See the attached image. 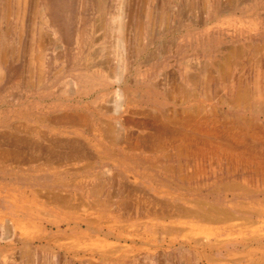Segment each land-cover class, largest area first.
I'll list each match as a JSON object with an SVG mask.
<instances>
[{
    "label": "rangeland",
    "instance_id": "374dc122",
    "mask_svg": "<svg viewBox=\"0 0 264 264\" xmlns=\"http://www.w3.org/2000/svg\"><path fill=\"white\" fill-rule=\"evenodd\" d=\"M0 44V264H264V0H0Z\"/></svg>",
    "mask_w": 264,
    "mask_h": 264
},
{
    "label": "bare ground",
    "instance_id": "6f19581e",
    "mask_svg": "<svg viewBox=\"0 0 264 264\" xmlns=\"http://www.w3.org/2000/svg\"><path fill=\"white\" fill-rule=\"evenodd\" d=\"M1 45V44H0ZM4 51V50H3ZM5 53V52H4ZM36 60V59H35ZM38 61V60H37ZM259 68V67H258ZM257 68V69H258ZM260 70V69H259ZM256 71V70H255ZM263 71V70H262ZM264 72V71H263ZM227 74V73H226ZM261 74V73H260ZM224 75H225V73H224ZM221 76V75H220ZM219 76V77H220ZM209 77V76H208ZM224 77V76H223ZM262 77V76H261ZM227 78V77H226ZM254 78H256V77H254ZM260 78V77H259ZM207 79H209V78H207ZM212 79V78H211ZM263 78H261V80H262ZM215 80V79H214ZM219 80V79H218ZM218 80H216V81H218ZM219 82V81H218ZM221 82V81H220ZM241 82V81H240ZM211 83V82H210ZM208 85H209V83H208ZM207 85V86H208ZM233 85V84H232ZM261 85V84H260ZM264 85V84H263ZM205 86V85H204ZM223 86H226V85H223ZM259 86V85H258ZM209 87V86H208ZM256 87V86H255ZM261 87V86H260ZM227 88V87H226ZM224 89V88H223ZM239 88L237 87V90H238ZM252 89H253V87H252ZM259 88H257L256 90H255V92H254V95H253V97L255 98V101L256 100H260L261 99V93H260V91L262 90H258ZM205 91L206 90H208V89H204ZM226 90V89H225ZM236 90V91H237ZM240 90V89H239ZM235 91V92H236ZM240 91H242V90H240ZM227 92V91H226ZM248 92V91H247ZM264 92V91H263ZM237 93V92H236ZM242 93V92H241ZM246 93V92H245ZM249 93V92H248ZM169 94V93H168ZM207 94V93H206ZM205 94V95H206ZM208 95V94H207ZM229 95V94H228ZM252 95V94H251ZM250 95V96H251ZM235 96V95H234ZM238 97H237V99H235L236 101H233L234 100V97H233V99H232V101L237 105H239V103L240 102H242V101H244V100H246L247 98H249V96L248 95H237ZM206 97V96H205ZM230 97V96H229ZM229 97H228V99H229ZM251 101H253V100H251ZM110 102V101H109ZM254 102V101H253ZM261 102V101H260ZM259 102V103H260ZM130 103V102H129ZM230 103V102H229ZM256 103V102H255ZM128 104V103H127ZM235 107H237V106H235ZM258 107V106H257ZM259 108H261V105H260V107ZM258 108V109H259ZM257 110V109H256ZM260 112H261V110H259ZM258 111V112H259ZM264 112V111H263ZM196 114H197V112H196ZM260 114H262V113H260ZM204 115V114H203ZM169 116V115H168ZM169 118H171V117H169ZM186 118V117H185ZM189 118V117H188ZM65 120V122H67V124L69 125V126H71V127H73V129L74 130H78L80 127L82 128V125L84 124H86V119L87 118H85L83 115H77V116H74V117H66V118H62V119H59V121H61V120ZM168 119V118H167ZM182 119V118H181ZM199 119V118H198ZM246 119V118H245ZM244 119V120H245ZM248 119V118H247ZM56 120V119H55ZM169 120H171V119H169ZM178 120H180V119H178ZM177 120V121H178ZM203 120V119H202ZM227 120V119H226ZM193 121V120H192ZM225 121V120H224ZM147 122V121H146ZM168 122V121H167ZM194 123L192 124V125H194V132L196 133L197 131H199V132H201L202 131V129H204L205 128V122H195V120L193 121ZM216 122V121H215ZM228 122V121H227ZM243 122V121H242ZM53 123H56V121H53ZM63 123V122H62ZM170 123V122H169ZM172 123H173V121H172ZM177 124H178V122H176ZM175 123V124H176ZM230 123V122H229ZM233 123H235L234 121H233ZM245 123L247 124V126L248 127H250V126H252V127H258V128H260L259 126V124L257 125V124H252L251 122H249L248 120H246L245 121ZM244 123V124H245ZM255 123H257V122H255ZM88 124V123H87ZM127 124V123H126ZM129 124V123H128ZM143 124H144V122H143ZM161 124V123H160ZM208 124V123H207ZM212 124V123H211ZM210 124V125H211ZM224 124H226V122L224 123ZM169 125V126H168ZM168 125H166V126H163L162 127V130L163 131H165V132H171V125L170 124H168ZM178 125H180V124H178ZM214 125V124H213ZM216 125V124H215ZM231 125V124H230ZM263 125V124H262ZM86 126V125H85ZM181 126H184V125H181ZM208 126V125H207ZM224 126V125H223ZM239 126V125H238ZM178 127H180V126H178ZM187 127H188V125H187ZM186 127V128H187ZM210 127V129H211V127L212 126H209ZM220 127V126H219ZM233 127H235V126H233ZM240 127V126H239ZM238 127V128H239ZM245 127H246V125H245ZM90 128V127H89ZM182 128V127H181ZM185 128V127H184ZM190 128H191V125H190ZM231 128V127H230ZM229 128V129H230ZM241 128V127H240ZM161 129V128H160ZM180 129V128H179ZM216 129H217V126H215L214 127V132L212 131V132H208V131H206V132H202V135H208L209 137L210 136H213V137H215V138H219L218 137V134H219V136L221 135V133H218L217 134V132H216ZM220 129V128H219ZM224 129V128H223ZM249 129V128H248ZM87 129H85V131H86ZM97 130L101 133V138H102V145H105L104 147L105 148H107V150L109 151V152H111V150H112V147H114V146H116V142L114 141V140H112V137H113V135H114V133H115V130H114V127H113V125L111 124V122H106V123H104V122H102V124H100L99 125V127L97 128ZM186 130V129H185ZM227 130V129H226ZM225 130V131H226ZM260 130V129H259ZM262 130V129H261ZM160 131V130H159ZM158 131V132H159ZM174 131V130H173ZM187 131V130H186ZM191 131V130H190ZM224 131V132H225ZM229 131V130H228ZM241 131V130H240ZM244 131V130H243ZM246 131V130H245ZM89 132V131H88ZM176 132H177V130H176ZM175 132V133H176ZM193 132V133H194ZM234 132V131H233ZM238 132V131H237ZM74 133H75V131H74ZM79 133V132H78ZM96 133H98V132H96ZM192 133V134H193ZM99 134V133H98ZM164 134V133H163ZM223 134V133H222ZM242 134V133H241ZM244 134V133H243ZM247 134V133H246ZM263 134V133H262ZM168 135V134H167ZM170 135V134H169ZM172 135V134H171ZM170 135V136H171ZM187 135V134H186ZM201 135V134H200ZM226 135H228V132L226 133ZM226 135H224V136H226ZM166 136V135H165ZM182 136V138H184V136L185 135H181ZM199 136V135H198ZM229 136V135H228ZM228 136L225 138V139H227L228 138ZM231 136H233V135H231ZM230 136V137H231ZM254 136V135H253ZM264 136V135H263ZM190 137V136H189ZM208 137V138H209ZM223 137V136H222ZM221 137V138H222ZM175 138V137H174ZM191 138V137H190ZM214 138V139H215ZM255 138H256V136H255ZM259 138V137H258ZM152 139H153V137H152ZM185 139V138H184ZM259 139H261V137L259 138ZM178 140V139H177ZM187 140H188V138H186L185 139V141L187 142ZM219 141H220V139H218ZM241 140H243L242 138H241ZM262 140V139H261ZM264 140V139H263ZM152 141V140H151ZM184 141V140H183ZM228 141V140H227ZM238 141V140H237ZM13 142V141H12ZM179 142V141H178ZM185 142V143H186ZM188 142H189V140H188ZM222 142V141H221ZM242 142V141H241ZM154 143V142H153ZM184 143V144H185ZM191 143H192V140H191ZM196 143H198V142H196ZM213 143V142H212ZM226 143V142H225ZM14 143H9V145L11 146H14L13 145ZM170 144H171V142H170ZM176 144V143H175ZM193 144V143H192ZM200 144V143H199ZM201 144H203V142L201 143ZM205 144V143H204ZM214 144H215V142H214ZM228 144H229V141H228ZM244 144V143H243ZM254 144V143H253ZM96 145H98V143L96 144ZM95 145V146H96ZM177 145V144H176ZM180 145V144H179ZM190 145V144H189ZM197 145V144H196ZM217 145H220V144H217ZM238 145V144H237ZM236 145V146H237ZM171 146V145H170ZM174 146V145H173ZM181 146V145H180ZM186 146V145H185ZM188 146V145H187ZM216 146V145H215ZM232 146V145H231ZM240 146V145H239ZM253 146V145H252ZM258 146V145H257ZM262 146V145H261ZM97 147V146H96ZM95 147V148H96ZM100 147H102V146H100ZM99 147V148H100ZM135 147V146H134ZM139 147V146H138ZM184 147V146H183ZM191 147V146H190ZM249 147V146H248ZM247 147V148H248ZM264 147V146H263ZM181 148V147H180ZM215 148V147H214ZM223 148V147H222ZM251 148V147H250ZM71 150L69 151V155H67V159H69V161H70V159H72V160H74V159H76V160H78L77 159V157H80V156H78V155H80V152H82L80 149L81 148H77V147H74V146H72L71 148H70ZM126 149H128V148H126ZM160 149V148H159ZM161 149H163V148H161ZM172 149V148H171ZM177 149V148H176ZM175 149V150H176ZM225 149V148H224ZM124 150V149H123ZM129 150V149H128ZM127 150V151H128ZM131 151L130 152H132V151H134V149L133 148H131L130 149ZM156 150V149H155ZM180 150V149H179ZM184 150V149H183ZM233 150V149H232ZM253 150V149H252ZM9 151V150H8ZM143 151V150H142ZM158 151V150H157ZM160 151V150H159ZM227 151V150H226ZM229 151V150H228ZM263 151V150H262ZM3 152H7V150L6 151H3ZM161 152V151H160ZM174 152V151H173ZM177 152V151H176ZM182 152V151H181ZM183 152H186V151H183ZM218 152V151H217ZM222 152V151H221ZM2 153V152H1ZM122 153V152H121ZM149 153H151V152H149ZM153 153V152H152ZM156 153V152H155ZM162 153H163V151H162ZM175 153V152H174ZM187 153V152H186ZM226 153V152H225ZM247 153V152H246ZM258 153V152H257ZM68 154V153H67ZM125 154V153H124ZM185 154V153H184ZM196 154V153H195ZM232 154V153H231ZM245 154V153H244ZM252 154V153H251ZM18 154L17 153H13L12 151H10V152H7L6 153V155H4V157H2L3 158V161H2V167L4 166V164H6V162L8 161V160H10V159H14V158H17L18 156H17ZM155 155V154H154ZM175 155V154H174ZM192 155V154H191ZM190 155V156H191ZM199 155V154H198ZM203 155V154H202ZM121 156V155H120ZM161 156V155H160ZM196 156V155H195ZM201 156V155H200ZM251 156V158H252V155H250ZM259 156V155H258ZM258 156L256 157V158H258ZM130 157V156H129ZM155 157H158V156H155ZM172 157V156H171ZM175 157V156H174ZM184 157V156H183ZM247 157V156H246ZM261 157V158H260ZM260 159H262V156L260 155ZM118 158V157H117ZM176 158V157H175ZM186 158V157H185ZM188 158V157H187ZM203 158V157H202ZM254 158V157H253ZM17 159H19V158H17ZM130 159V158H129ZM147 159V158H146ZM164 159V158H163ZM168 159V158H167ZM179 159H180V157H179ZM183 159V158H182ZM196 159H197V156H196ZM204 159V158H203ZM212 159V158H211ZM211 159H209V160H211ZM259 159V160H260ZM19 160H21V158L19 159ZM71 160V161H72ZM170 160V159H169ZM175 160V159H174ZM200 160V159H199ZM253 160V159H252ZM257 160V159H256ZM263 160V159H262ZM12 161V160H11ZM22 161V160H21ZM38 161V160H37ZM116 161V160H115ZM128 161V160H127ZM150 161V160H149ZM188 161V160H187ZM198 161V160H197ZM246 161V160H245ZM258 161V160H257ZM15 162V161H14ZM16 162H17V160H16ZM22 162H24V160L22 161ZM45 164H46V166H52L53 167V165H54V163L55 162H53L52 160H50V159H46L45 160ZM158 162V161H157ZM194 162H196V161H194ZM199 162V161H198ZM248 162H249V160H248ZM25 163V162H24ZM31 163V162H30ZM174 163H175V161H174ZM178 163H180V162H178ZM200 163V162H199ZM258 163V162H257ZM181 165V164H180ZM248 165V164H247ZM246 165V166H247ZM177 166V165H176ZM196 166H198V165H196ZM1 167V168H2ZM249 167V166H248ZM255 167V166H254ZM253 167V168H254ZM257 167H258V165H257ZM160 168V167H159ZM175 168V167H174ZM177 168H179V166H177ZM181 169V168H180ZM261 169V168H260ZM172 170V169H171ZM182 170V169H181ZM249 170V169H248ZM1 171V170H0ZM172 171H174V170H172ZM177 171H179L178 169H177ZM253 171H255V170H253ZM259 171V170H258ZM163 172H165V174L166 173H169V171H168V169L166 168V169H164V171ZM179 172H181V171H179ZM263 172V171H262ZM261 172V173H262ZM51 173H55V172H51ZM183 173V172H182ZM259 174V173H258ZM251 175V174H250ZM253 175V174H252ZM251 175V176H252ZM165 176V175H164ZM256 176V175H255ZM263 176V175H262ZM264 177V176H263ZM263 177H262V179H263ZM95 178V177H94ZM93 178V179H94ZM92 179V180H93ZM248 180V179H247ZM184 181V180H183ZM182 182V181H181ZM264 182V181H263ZM55 183V182H54ZM94 183V182H93ZM96 183H97V181H96ZM56 184H61L60 182H57ZM55 184V185H56ZM65 184V183H64ZM95 184V183H94ZM244 184V183H243ZM250 184V183H249ZM96 185H98V184H96ZM67 186V185H66ZM78 186H79V183H78ZM229 186V185H228ZM231 186H233V185H231ZM230 186V187H231ZM244 186V185H243ZM264 186V185H263ZM101 187V186H100ZM102 188H103V186H102ZM101 188V189H102ZM233 188V187H232ZM231 188V189H232ZM94 189V188H93ZM100 189V188H99ZM100 189V190H101ZM230 189V188H229ZM92 191V190H91ZM86 192V191H85ZM88 192V191H87ZM101 192V191H100ZM90 195L91 196H96V198H97V196L99 195V190H98V187H96V189H94L92 192H90ZM89 195V196H90ZM90 196V197H91ZM1 197V196H0ZM91 199H93L92 197H91ZM56 200V199H55ZM61 201V200H60ZM95 201V200H94ZM11 202V201H10ZM58 202H59V200H58ZM3 203V202H2ZM15 203V202H14ZM95 204H97V205H99L98 203H95ZM16 205H17V203H16ZM25 206V205H24ZM199 206V208H200V211H198L197 213H195L194 215L195 216H199L198 218L197 217H195V218H197V220H199V221H201V222H204V223H215V224H218V223H221L222 222V220H221V218L224 216V212L222 211V210H220V209H217V208H215V207H213V206H210L209 204H207V203H203V204H199L198 205ZM31 207H35V206H31ZM39 208V207H38ZM6 209V208H5ZM21 209V208H20ZM22 209H23V204H22ZM102 209V208H101ZM182 209V208H181ZM25 210V209H24ZM40 210V209H39ZM16 211V210H15ZM22 212L21 213H23V210H21ZM25 211H27V210H25ZM20 212V211H19ZM33 212V211H32ZM38 212H40V211H38ZM182 212V211H181ZM194 212H196V211H194ZM189 213V212H188ZM32 214V213H31ZM63 214L65 215V216H67V217H69V218H73L74 217V214H72V212L71 211H69V210H67V211H65V212H63ZM181 214V213H180ZM226 214V213H225ZM19 215V214H18ZM22 215V214H21ZM24 215V214H23ZM29 216H31V215H29ZM5 217V216H4ZM4 217H2V218H4ZM37 217V216H36ZM192 217H194V216H192ZM29 218V217H28ZM76 219V218H75ZM79 220V219H78ZM5 221V220H4ZM10 221V220H9ZM14 221V220H13ZM78 222V221H77ZM82 222V221H81ZM26 223V222H25ZM80 223V222H79ZM57 224V223H56ZM34 225V224H33ZM22 226V224L19 226V228ZM30 226H32V225H30ZM36 227V226H35ZM22 228V227H21ZM32 228V227H31ZM34 228V227H33ZM32 228V229H33ZM37 228V227H36ZM14 229V228H13ZM23 229V228H22ZM16 230V229H15ZM21 232H22V230H20ZM30 231V230H29ZM34 231V230H33ZM39 231V230H38ZM16 232V231H15ZM32 232V231H31ZM35 232H37V230L35 231ZM41 234V233H40ZM40 234H38V235H40ZM37 235V234H36ZM97 240V239H96ZM101 242V241H100ZM100 242H99V244L98 245H100ZM93 244V243H92ZM101 245H104V244H101ZM95 246V245H94ZM97 247V246H96ZM3 255V254H2ZM27 255V254H26ZM6 256L4 255V258H5ZM2 258V257H1ZM0 258V259H1ZM3 258V259H4ZM116 263V262H115ZM121 264V263H120Z\"/></svg>",
    "mask_w": 264,
    "mask_h": 264
}]
</instances>
